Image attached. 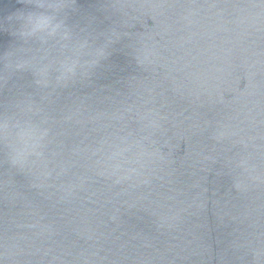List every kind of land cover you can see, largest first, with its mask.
Returning <instances> with one entry per match:
<instances>
[{"label":"water","instance_id":"1","mask_svg":"<svg viewBox=\"0 0 264 264\" xmlns=\"http://www.w3.org/2000/svg\"><path fill=\"white\" fill-rule=\"evenodd\" d=\"M0 264H264V0H0Z\"/></svg>","mask_w":264,"mask_h":264},{"label":"snow or ice","instance_id":"2","mask_svg":"<svg viewBox=\"0 0 264 264\" xmlns=\"http://www.w3.org/2000/svg\"><path fill=\"white\" fill-rule=\"evenodd\" d=\"M49 24V21L47 19H41L39 22H38V27H45Z\"/></svg>","mask_w":264,"mask_h":264}]
</instances>
